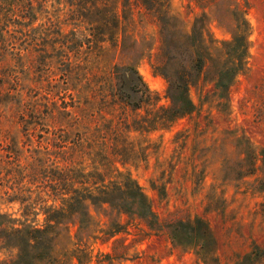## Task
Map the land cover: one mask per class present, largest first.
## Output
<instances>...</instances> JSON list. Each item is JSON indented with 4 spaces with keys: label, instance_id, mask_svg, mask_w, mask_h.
Here are the masks:
<instances>
[{
    "label": "rangeland",
    "instance_id": "rangeland-1",
    "mask_svg": "<svg viewBox=\"0 0 264 264\" xmlns=\"http://www.w3.org/2000/svg\"><path fill=\"white\" fill-rule=\"evenodd\" d=\"M39 1L32 0L33 10L30 11L28 0H0V156L5 153L6 143H13L23 151L21 164L24 155L39 150L40 130L46 133V129H51L53 120L50 117L55 118L57 105L68 101L69 93L79 96L82 108L86 107L87 112L98 117L100 111L104 119H113V124L120 118L130 120L146 115L148 107L133 111L108 96L109 88L115 82L110 74L114 64H133L156 97V106L169 104L167 82L151 66L158 61V26L140 2L130 1L124 26L136 41L139 52L143 53L123 58L118 48L106 41L102 43V49L92 47L88 54H82L80 60L86 67L85 72L80 80L66 83L61 72L64 62L60 59L66 48H59L56 31L62 35L70 30L87 35L88 31L67 18V0ZM218 1L167 0V3L170 13L185 32H190L195 20L205 12L207 30L221 41L231 37V27L219 22L215 12ZM235 1L248 24V58L246 69L238 74L231 88L228 110L219 112L208 103L200 104L199 89L192 87L190 96L198 104L199 111L149 132L125 131V145L129 149L115 163L119 172L128 173L139 184L163 224L203 217L218 240V253L223 263L244 254L253 244L264 248V215L258 206L264 201L263 196L243 192L245 181L253 183L261 172L256 171L255 175L244 177L242 181H229L225 177L228 174L225 163L240 157L235 146L236 137L246 139L256 152L264 150V91L259 101L250 92L257 83H264V0ZM19 21L25 26L19 25ZM32 32L33 41L28 39ZM69 55L71 59L73 55ZM89 79L95 85L94 92L79 95L77 90L85 89L87 83L84 81ZM77 83L79 85L74 88ZM58 85L69 90L58 92L55 88ZM207 88L204 87L203 93ZM101 90L104 99L100 98ZM84 98L93 102L84 106ZM17 181H7L0 186V213L41 225L45 216L42 203L36 204L32 212L24 216L22 212L29 202L10 201L18 189L25 195L29 191H38L37 183L23 181L16 184ZM162 191L164 194L160 196ZM90 215L94 224L92 229L108 228L106 217L97 215L93 209ZM120 222L126 224L124 231L103 241L87 240L88 264H97L99 253L110 254L113 258L101 256L99 259L103 260L99 264H202L192 249L175 245L165 230L151 231L143 222L129 220L125 215L120 217ZM74 230L71 227L70 244H65L68 254L74 247ZM93 235L99 233L95 231ZM118 238L121 240L114 242ZM59 250L60 246L57 252ZM13 253L0 249V260ZM72 262L76 263V259L72 258Z\"/></svg>",
    "mask_w": 264,
    "mask_h": 264
},
{
    "label": "trees",
    "instance_id": "trees-1",
    "mask_svg": "<svg viewBox=\"0 0 264 264\" xmlns=\"http://www.w3.org/2000/svg\"><path fill=\"white\" fill-rule=\"evenodd\" d=\"M42 1L45 0L39 2ZM130 1L67 0V18L72 24L84 26L88 34L70 30L62 35L56 31L59 48H66V53L60 54L61 63L64 62L61 72L66 83L80 80L85 72L86 67L80 60L82 54H88L92 47L102 49V43L106 41L113 48H118L123 58L143 53L139 52L136 41L124 26ZM134 1L140 2L157 23L158 61L151 66L167 82L169 104L156 106V97L133 64H114L110 74L115 82L110 86L108 96L118 99L125 108L133 111L146 106L149 108L146 115L130 120L120 118L113 124V119H104L100 111L98 117L87 112L86 107L82 108L79 96L69 93V100L57 105L55 118L50 117L53 120L51 129H46V133L40 130V149L29 156L24 155L22 164L23 151L13 143H6L5 153L0 156V186L11 180H18L16 184L23 181L37 183L38 191H29L25 195L22 189H18L10 201L29 202L22 212L24 216L31 213L36 204L42 203L45 216L41 225H35L0 213V249L14 252L9 258L1 259L0 264H88L87 240L103 241L124 231L126 224L120 222L122 215L129 220L138 219L151 231L165 230L175 245L192 249L202 264H260L264 261V248L253 244L244 254L223 263L218 253V240L203 217L194 216L163 224L139 184L128 173L119 172L115 167L129 149L125 145V131L149 132L199 111L198 104L190 96L192 87L199 89L200 104L208 103L219 112L228 110L231 88L247 65L248 24L243 10L235 0L215 2L219 22L231 27V37L219 41L206 28L205 12L195 20L190 32H185L178 19L170 13L167 0ZM27 5L30 11L33 10L32 0H28ZM18 24L25 26L21 21ZM18 32L23 33L21 30ZM32 33L24 34L33 41L35 36ZM84 82L87 83L86 88L78 89L79 95L93 93V81ZM76 85L79 83L74 88ZM206 86L208 88L203 93ZM55 88L58 92L69 90L60 85ZM263 89L264 83L259 82L250 90L256 101L261 99ZM102 92L99 95L104 99ZM84 99V106L93 102ZM235 146L240 157L232 163H225L226 179L242 181L244 177L255 175L256 171L261 172L262 175L253 183L245 181L243 192L262 195L264 199V150L256 152L241 136L236 137ZM98 166L102 169L99 170ZM33 193L36 194L32 196ZM159 194L163 196L164 193ZM48 201L52 203L47 204ZM258 206L264 215V201ZM91 209L107 218V229H92ZM71 227L75 228V242L68 254L65 244H70ZM95 231L99 235H93ZM120 240L114 239V242ZM58 246L61 247L59 252ZM101 256L113 259L110 254L99 253L97 264L103 260L99 259Z\"/></svg>",
    "mask_w": 264,
    "mask_h": 264
}]
</instances>
